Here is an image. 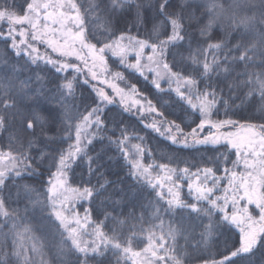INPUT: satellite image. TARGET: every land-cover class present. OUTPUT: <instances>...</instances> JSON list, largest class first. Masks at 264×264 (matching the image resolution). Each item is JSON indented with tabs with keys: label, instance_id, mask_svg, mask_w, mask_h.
I'll return each mask as SVG.
<instances>
[{
	"label": "snow or ice",
	"instance_id": "snow-or-ice-1",
	"mask_svg": "<svg viewBox=\"0 0 264 264\" xmlns=\"http://www.w3.org/2000/svg\"><path fill=\"white\" fill-rule=\"evenodd\" d=\"M248 2L251 7H257L253 0ZM133 3L136 0H111L110 5L103 6L102 0H89V5L85 8L78 0H26L22 15L13 11L6 2L0 5V25L6 24V31L0 27V40H3L6 48L4 56L0 57V63L13 66L23 61L25 66H34L33 71L51 69L56 73L48 81L50 88L41 85L37 91L62 111L57 114L54 110H49L47 117H44L38 110H32L27 118L21 117L19 131L29 137L27 149L34 146L32 137L37 126L44 132V125L56 123L57 115L65 125L63 130L67 140L72 141L74 136V142L59 154L56 161V171L49 180L47 203L39 198L32 201L42 211L48 212V221L53 227H57L62 238L61 253H66L55 261L41 260L40 264H89V256H102L109 246L122 251L126 256L143 257L142 264H184L173 245L168 244L169 240L176 241L178 230L169 227L165 234L162 220L159 226L161 234L157 236L155 231L148 230V244L141 252H134L130 246H125L115 233L107 236L100 224L93 229L96 240L89 242L83 239L85 230L91 225L90 209H84L85 216L81 219L76 211L77 201H94L96 197L103 196L107 188L99 180L97 185L89 182V186L83 188L72 187L68 183L67 170L82 154L87 155L88 145L98 136L103 138L105 135L109 146L115 145L128 163L129 178L140 186V191L151 189L149 195L155 196L157 205L160 201L167 204V208L163 209L165 212L186 214L189 221L200 220L203 225L200 233L203 244L207 245L214 232L219 229L227 231L235 227L239 231L238 245L233 244L220 259L202 258V264H257L253 259L257 253L261 257L259 264H264V72L256 73L255 79L252 78L253 73L248 72V80H241L242 85H250L246 97L233 98L232 86H229V94L226 96L224 89L218 87L219 79H212L213 74L219 77L221 73H230L232 65L237 63L247 68L259 59L261 67H264V28L258 30L261 37L259 45L253 43L242 47L238 41L229 47L223 36L217 37L213 42L214 29L222 17L231 20L234 28L242 26L246 31L256 28L255 12L250 16H240L237 23L235 9L241 6L238 0H233L227 7L220 0H207L203 5L190 3L189 0H175V3L173 0H159L158 10L153 17L144 15L143 5L136 3V22L145 26L151 23V35L141 37L139 32L133 35L130 28L126 32L119 30L117 35L111 28L109 10L114 13L117 9L123 10L128 6V10L132 11ZM201 8L204 9L203 12ZM258 8L260 24L264 25V0H259ZM188 9L192 11L189 12ZM229 11L230 16L227 15ZM89 17L95 18L92 21L95 25L93 29L89 28ZM186 19L188 27H192L195 22L194 30H198L202 39L188 37ZM220 27L223 28L224 25L221 24ZM194 42L197 45L195 52L192 51ZM185 43L188 44L186 60L193 65L191 68L187 63H180L176 59L177 56L185 59L181 51L185 48ZM202 44H206V47H201ZM41 46L44 48L43 52ZM209 54L212 55L211 61L208 59ZM41 63L44 65L43 69L40 67ZM127 73L142 78L155 92L140 87L139 79H134ZM39 79L37 76V80ZM81 82L89 85L96 94L92 101L94 106L85 107L83 112L73 103L75 86ZM21 83L26 86L28 81ZM0 87L7 89L8 85ZM109 88L111 93L106 91ZM256 93L261 100L259 123L240 125L245 129L243 136L231 131H221L226 127L236 126L237 121L212 117L218 116L221 108L226 109L224 114L227 116V109L235 105L236 99H240L243 104L249 98L251 107ZM6 97L7 92L4 97H0V130H7L6 113L12 119L20 115L18 110L13 111L16 109V101ZM114 104L122 112L136 115L144 128L156 132L172 144L183 142L187 147L189 134H185L181 127L183 121L177 123L175 116L168 119L171 114L169 109L180 108L185 115L194 117L193 123L199 121L190 134L193 143L222 145L225 150H234L236 159L232 161L233 168L225 167L223 177L217 175L218 167L207 164L203 168L197 167L195 172L190 167L179 169L182 176L189 179L187 187L192 197L191 200L182 199L181 185L177 183L181 180V175H176L173 179L177 169L162 163L158 167L163 175L153 177L152 170L156 166L143 162V137H132L128 132L129 126L122 119L113 120V128L119 131L118 136L116 131L108 129L103 118L104 106ZM206 128L208 133L201 136L200 133ZM13 139L17 138L11 134L8 151H0V186H6V180L13 175L21 177L24 170H32L31 156L24 150L22 142L17 139L21 143V150H11ZM133 139L141 142L129 147ZM41 158H45L43 154ZM239 166L245 171H238ZM224 180H227L226 187H222ZM165 182H171V186L167 188V197L163 192ZM25 193H30L27 185ZM29 199L31 200L30 195ZM251 205L255 206L256 211H250ZM161 208L162 206L155 209V219H160ZM177 210L180 212L177 213ZM0 217L6 218L3 228H8L7 218L10 217V212L3 200H0ZM205 217L207 224L203 222ZM18 228L13 222L7 232H2L4 243L0 244V264H36L30 253L42 255V245L34 237L26 235L30 229L24 227L20 231ZM9 239L11 245L8 243Z\"/></svg>",
	"mask_w": 264,
	"mask_h": 264
},
{
	"label": "trees",
	"instance_id": "trees-1",
	"mask_svg": "<svg viewBox=\"0 0 264 264\" xmlns=\"http://www.w3.org/2000/svg\"><path fill=\"white\" fill-rule=\"evenodd\" d=\"M5 2L11 5L13 11L21 15L26 8V0H0V5H3ZM78 2L85 8L89 5V0H78ZM110 2L111 0H102L103 6L110 5ZM189 2L203 5L207 0H189ZM220 2L227 7L233 0H220ZM238 2L241 6L235 9L237 23L240 16H250L255 12L256 28L247 31L242 26L234 28L231 26V20L222 17L214 29L213 42L216 41L217 37L223 36L229 47H232L238 41L242 47L250 46L253 43L259 45L261 37L258 30L264 28V25L260 24L259 0H253L257 5L255 8L251 7L248 0H238ZM136 3L143 5L144 15L153 17L158 10L159 0H136ZM136 3L131 5L132 11L128 10V6L123 10L117 9L114 13L109 10L108 15L111 21V28L113 31H116L117 35L119 34V30L126 32L129 28L133 35H136L138 32L141 37L151 35V23L145 26L136 22ZM173 3H175V0H173ZM188 11L190 12L192 9H188ZM203 11L204 9L201 8V12ZM227 15L230 16L231 11ZM185 16H187V12ZM94 19V17H89L90 29L95 27L92 23ZM221 24L224 25L223 28L220 27ZM185 26L187 27L189 38L195 36L197 40L202 39L199 37L198 30H194L195 22H193L192 27H188L186 19ZM241 37L243 38L241 39ZM201 47H206V44H202ZM196 48L197 45L194 42L192 51L195 52ZM5 50V44L3 40H0V57L4 56ZM181 51L185 59L182 60L180 56H177V61L187 63L189 68L193 67L191 62L186 60L188 57L187 43H185V48ZM220 57L221 59L223 58V53L220 54ZM169 59L171 61V57ZM208 59L211 61V54H209ZM40 67L41 69L44 68L43 63H41ZM33 68L34 66L31 65L25 66L23 61L13 66L0 63V85H8L7 89L0 87V97H4L5 92H7L6 98L16 101V109L13 111L18 110L20 113L15 119H12L10 114H5L8 124L7 130H0V151L9 150V138L11 134H14L24 144V150L28 151L32 162L31 171L24 170L21 177L13 175L11 179L6 180V186H0V200L4 201L6 209L10 212V217L7 218L8 228L12 226L13 222L19 226L18 230L20 231L24 227H28L30 232L26 235L34 237L38 244L42 245L40 249L42 255L30 253V255L34 256L36 264H40L41 260L55 261L60 256L66 255V253H61L62 238L57 231V227H53V224L48 221V212L42 211L41 207L32 201L39 198L44 203H47L49 180L52 179V173L56 171V161L59 159V154L66 151L70 143L74 142V136L72 141L67 140L66 133L63 130L65 125L61 122V117L57 115V122L51 126L45 124L44 132H41L39 125L37 126L35 135L32 137L34 146L30 150L27 149L29 137L19 131L21 117L27 118L29 112L32 110H38L39 114L44 117H47L49 110H54L57 114L62 111L58 105L50 103L44 94L37 91L41 85H46L47 88L51 87L48 81L56 75L54 70L49 69L41 72L38 70L33 71ZM248 72L253 73V79H255L256 73L264 72V67H261V61L256 59L253 65L247 68L240 63L234 64L230 73H221L219 77L213 74L212 79L213 81L219 79L220 83L218 87L224 89L226 96L229 94V86H232L231 95L233 98L236 96L246 97L250 85H242L241 80H248ZM241 73L245 75L240 76L239 74ZM127 74L134 79H139L140 87L155 92V89L150 84H146L142 78L136 77L132 73ZM37 76L40 77L39 80H37ZM25 80L28 81L26 86L21 83ZM164 86L167 88L166 84ZM200 87H203V85H200ZM26 93L27 95H25ZM95 95V92H93L89 85L81 82L75 86V100L73 103L78 105L80 111L83 112L85 107L94 106L92 105V101L95 99ZM248 99L246 98L243 104H241L240 99H236L235 105L227 109V116L224 114L226 109L221 108L219 115H214L212 118H230L243 124L259 123L260 96L258 93L254 95V102L251 107L249 106ZM153 102L155 103V100ZM104 108L103 118L107 122L108 129L116 131L117 136L119 135V131L113 128V120L118 121L122 119L129 126L128 132L132 137H143L145 149L143 162L156 166L152 170L153 177L158 174L163 175L158 167L162 163L167 164L170 168L177 169L173 179H175L176 175H181L182 177L179 169L185 167H190L192 172H195L197 167H205L206 164L210 167H218L219 172L217 175L220 177L225 176V167L228 169L232 168V161H234L235 155L231 150H225L222 145L214 147L200 146L197 148L174 146L150 129L144 128L136 115L122 112L117 105H105ZM169 111L171 114L168 119L171 120L175 116L177 117V123H180L182 120L181 127L186 134L190 133L192 128H195L199 122L197 120L193 123L194 117L185 115L180 108L169 109ZM17 139H13L11 142V150L13 152L21 150V143L17 142ZM140 142L138 139H133L129 147L134 143ZM86 152L87 155L82 154L67 170L69 185L83 188L89 186V182L91 185H97V181L99 180L100 183L105 184L107 191L103 196L96 197L94 201H77L76 211L79 213L81 219L85 216L84 209H90L91 225L85 230L84 240L89 242L96 240L97 238L93 234V229L97 224H100L102 231L107 236H112L115 233L120 242L125 246H130L134 252H141L148 244V230L155 231L157 236L161 234L159 226L162 220V228L165 234L169 227H174L178 230L179 234L176 241L169 240L168 244L173 245L176 254L184 261V264H202V258L220 259L222 258V254L232 248L233 244L238 245L239 234L233 227L227 231L224 229L217 230L210 238V242L205 245L201 242L200 233L203 230V225H201L200 220L189 221L186 214L163 211L164 208H167V204L164 201H160V204L157 205L155 196L149 195L151 189L140 191V186L129 178L128 163L123 159L115 145L109 146L106 135L103 138L98 136L91 145L87 146ZM41 154L45 157L44 159L41 158ZM89 158H91V161ZM188 181L189 179L182 178L180 181H177L181 185L180 196L184 200L192 199L187 187ZM225 181H223L222 187H225ZM25 185L30 189L29 194L25 193ZM169 186H171V182H165L163 192L166 197ZM29 195L31 196V200L29 199ZM160 206H162L159 213L160 219H155L153 213ZM179 212L180 210H177V213ZM5 219L4 217H0V244L4 243L2 232L8 231V228H3ZM120 221H123V223L121 224ZM203 222L207 224L206 217L203 218ZM8 243L11 245V239H9ZM197 245L199 246L197 247ZM101 247L104 246L102 245ZM30 248L31 242H29ZM260 258V254L257 253L253 259L259 264ZM89 264L130 263L122 251L109 246L105 248L104 255L89 256Z\"/></svg>",
	"mask_w": 264,
	"mask_h": 264
},
{
	"label": "rangeland",
	"instance_id": "rangeland-1",
	"mask_svg": "<svg viewBox=\"0 0 264 264\" xmlns=\"http://www.w3.org/2000/svg\"><path fill=\"white\" fill-rule=\"evenodd\" d=\"M0 27H3L4 28V30L6 31V24H4V25H0ZM44 51V48H43V46H41V52H43ZM93 83H95V82H93ZM97 87H104L103 85H97ZM91 88V87H90ZM92 89V88H91ZM106 91L107 92H109V93H111V89L109 88V89H106ZM117 104H118V101H117ZM117 104H114V105H117ZM128 114V113H127ZM134 115V114H133ZM137 117V116H136ZM150 119H151V117H149V121H150ZM143 125V124H142ZM240 125H244L243 123H239V122H237V124H236V126H234V127H226V128H224V129H221V131H223V132H228V131H231V132H233V133H239L241 136H243L244 134H245V129L244 128H241L240 127ZM208 129L206 128L205 130H204V132H201L200 133V135L201 136H203V135H205V134H207L208 133ZM192 132V131H191ZM191 132L190 133H187V134H189V138H188V146L187 147H185L184 146V144H183V142H181L180 144H173L174 146H178V147H183V148H197V147H200V146H212V145H200V144H195V143H193V140H192V136L190 135L191 134ZM154 133H156V132H154ZM157 134V133H156ZM186 134V133H185ZM159 137H161V138H163L164 139V137H162V136H160L159 134H157ZM164 140H166V139H164ZM166 141H168L169 143H171V141H169V140H166ZM172 144V143H171ZM218 146H220V145H218ZM214 147V146H213ZM229 150H231L233 153H234V150H232V149H229ZM234 155H235V153H234ZM236 159V157L234 156V160ZM232 168H233V165H232ZM231 168V169H232ZM238 171H240V172H244L245 170H244V168L242 167V166H239L238 167ZM182 179H188V178H186V177H184V176H182L181 177ZM188 183H189V181H188ZM225 187L227 186V180L225 181ZM243 203V202H242ZM250 207V211H256L255 210V206L254 205H251V206H249ZM229 210H231V205H229ZM257 215H258V212L256 213ZM236 231H238L235 227H233ZM238 234H239V231H238ZM98 243H99V241H98ZM125 255V254H124ZM125 258L127 259V261H129V263L130 264H142V260H143V257H132L131 255H125Z\"/></svg>",
	"mask_w": 264,
	"mask_h": 264
}]
</instances>
